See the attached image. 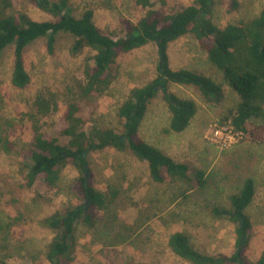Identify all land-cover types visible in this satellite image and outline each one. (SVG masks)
<instances>
[{
    "label": "rangeland",
    "instance_id": "rangeland-1",
    "mask_svg": "<svg viewBox=\"0 0 264 264\" xmlns=\"http://www.w3.org/2000/svg\"><path fill=\"white\" fill-rule=\"evenodd\" d=\"M57 1V0H51ZM136 0H69L72 14L79 18L85 11L93 12L99 29L114 39L124 37V20L136 23L151 7H142ZM153 8L159 0H150ZM174 5H192L195 0H166ZM216 0L211 21L223 28L231 23L249 21L264 8V0ZM171 3V6H172ZM12 12L25 13L32 20L45 21L52 16L34 1L17 0ZM74 37L60 33L53 52L47 39L40 38L25 50V67L31 77L26 89L12 85L14 46L0 52V260L2 264H48L46 255L55 233L44 220L57 211L82 204L72 185L79 172L67 165L58 187L37 194L24 185L23 164L33 136L34 99L45 93L53 95L58 110L41 118L43 131L58 137L52 128L60 122L68 104L77 101L90 116L88 130L96 126L123 131L118 116L120 106L132 89L142 87L158 77L160 58L154 42L121 54L112 67L111 84L101 97H79L86 63H92L94 51L86 48L73 55ZM169 66L202 74L224 86L220 103L207 102L192 85L170 82L168 90L180 99L196 103L197 112L183 132L170 130L171 111L160 92L149 106L139 135L177 162L190 167L192 179L202 170L205 185L196 180L168 176L155 182L146 161L131 151L114 148L92 150L88 155L92 183L100 191L116 189L119 194L107 208L96 211V217L76 222L72 264H191L176 256L168 245L170 236L184 232L197 251L205 255L231 256L236 250L238 225L226 217H218L214 208H230V196L238 194L244 182H254L255 194L245 213L251 222L248 231L247 260L256 262L264 253V141L254 142L249 135L230 133L225 116L235 108L239 96L224 81L222 73L201 50L193 34L171 42L168 47ZM93 111V113H92ZM13 123L14 128L7 124ZM232 133V132H231ZM232 135V134H230ZM8 137L10 152L4 151L1 137ZM62 145L65 139L59 138Z\"/></svg>",
    "mask_w": 264,
    "mask_h": 264
},
{
    "label": "trees",
    "instance_id": "trees-1",
    "mask_svg": "<svg viewBox=\"0 0 264 264\" xmlns=\"http://www.w3.org/2000/svg\"><path fill=\"white\" fill-rule=\"evenodd\" d=\"M15 1L0 0V52L14 46L11 82L17 89H26L31 84L25 67L26 48L45 37L49 52H53L58 34L64 32L75 39L71 47L73 55L82 53L86 48L95 53L92 63H86L82 81L78 85L79 97L83 99L101 97L107 92L112 67L121 54L154 42L160 58L158 77L145 86L132 89L120 106L118 116L123 122L121 133L96 126L88 130L91 113L86 115L84 107L72 101L60 122L52 127L58 137L49 136L43 131L44 125L40 119L57 112L58 103L53 95L45 93L34 99L33 112L29 114L34 122L33 136L22 169L24 185L36 190L37 194L52 191L58 187L64 168L73 165L79 176L72 189L83 201L82 204L57 211L44 220V224L55 233L46 255L48 264H72L76 222L82 217L87 221L93 220L96 211L106 209L119 194L116 189L103 192L94 187L88 163L90 151L109 147L118 151L129 150L135 157L148 163L150 176L157 183H163L170 176L189 183L196 180L199 186L205 185L202 170L192 179L189 165L175 161L139 135L148 106L160 92L172 114L170 130L179 133L190 125L197 112L196 103L180 99L170 92V82L197 87L210 103H220L225 97L222 83H216L192 70L169 66L168 47L171 42L187 34L195 36L200 49L208 54L224 81L239 96V102L229 110L225 121H230L235 130L249 135L254 142L264 141V8L249 21L220 28L210 18L216 0H195L192 5L182 6L159 0L157 8H153L155 5L150 0H136L137 5L151 9L136 23L124 20L123 31L126 35L114 39L97 27L91 10L85 11L79 18L75 17L69 0H30L52 16V19L45 21H35L25 13L12 12ZM231 1L232 7L236 8L237 2ZM7 127L14 128V125L10 122ZM59 138L65 139L66 143L62 145ZM1 143L3 150L10 152L8 137L2 136ZM254 194V182L247 179L240 193L230 196V208L213 209L215 216H227L238 225L236 250L231 256L200 253L193 248L184 232L170 236L168 245L172 252L191 264H264V253L256 262L247 260L245 256L251 228L245 211L252 203Z\"/></svg>",
    "mask_w": 264,
    "mask_h": 264
},
{
    "label": "built area",
    "instance_id": "built-area-1",
    "mask_svg": "<svg viewBox=\"0 0 264 264\" xmlns=\"http://www.w3.org/2000/svg\"><path fill=\"white\" fill-rule=\"evenodd\" d=\"M227 123H228L227 126L230 127V130H231V131H230V133H228V135H227V140H225V143H226V142L231 143L232 140L234 139V136H241V138H243V135H244L243 132H240V131L235 130V129L233 128V126L231 125L230 121H228ZM231 132H232V133H231ZM230 134H232V135H230Z\"/></svg>",
    "mask_w": 264,
    "mask_h": 264
},
{
    "label": "crops",
    "instance_id": "crops-1",
    "mask_svg": "<svg viewBox=\"0 0 264 264\" xmlns=\"http://www.w3.org/2000/svg\"><path fill=\"white\" fill-rule=\"evenodd\" d=\"M172 158V157H171Z\"/></svg>",
    "mask_w": 264,
    "mask_h": 264
}]
</instances>
